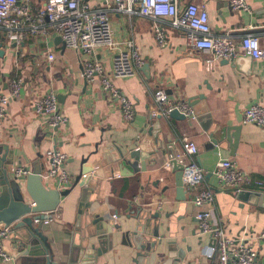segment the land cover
I'll return each instance as SVG.
<instances>
[{
  "label": "crops",
  "instance_id": "0c3cea01",
  "mask_svg": "<svg viewBox=\"0 0 264 264\" xmlns=\"http://www.w3.org/2000/svg\"><path fill=\"white\" fill-rule=\"evenodd\" d=\"M85 1L92 6L105 4V0ZM179 1L181 5L204 3L214 35H230L238 42L253 33L264 44L263 0H246L248 10L238 11H233L227 0ZM32 2L34 13L43 0ZM109 19L114 39L132 40L143 60L135 75L113 79L114 86L134 104L131 121L124 120L118 101L102 90L98 75L90 80L82 76L83 63L89 58L108 69L113 51L101 48L92 55L76 52L64 48L51 31L46 36L27 31L23 41L14 43L0 29V49L4 52L0 56V91L8 90L11 78L22 81L19 96L10 100L0 117V155L7 150V161L12 157V164L2 163L15 178L16 166L30 173L35 165H42L44 185L70 189L52 211V221L41 227L53 259L62 264L69 254L78 260L84 254L90 261L94 254L97 264H128L141 253L140 264L206 262L211 237L200 232L193 217L194 191L184 186L185 200L177 199L174 173L170 165L165 167L169 154L181 153L183 143L190 140L198 146L192 159L205 171L195 190L212 192L210 205L226 235L246 238L256 251L252 264H264V240L254 237L264 228V128L242 121L246 107L264 103V58L215 59L209 69L204 61L206 53L189 49L182 31L170 27L167 19L161 21L167 33L164 46L155 37L159 23L151 18L111 9ZM49 52L55 55L53 61L46 57ZM146 63L148 67L143 69ZM157 89L171 101L187 103L198 94L204 97L190 106L191 113L185 119L175 120L152 114L157 109ZM51 90L57 96L59 113L67 119L53 133L47 129V115L31 108L33 98ZM225 127H229V141L219 134ZM219 135L223 139L213 143L212 137ZM50 147L66 155L63 168L72 179L67 186L58 187L44 176V153ZM137 147L144 154L156 153L147 158L145 169H140L144 160H137L139 171L120 175L115 162L119 149L125 153ZM227 159L252 179L240 193L222 188L213 174L217 163ZM87 166L97 168V174L76 182ZM26 176L17 178L22 187ZM25 232L11 229L3 241L11 258L0 264L33 263L35 256L20 251L40 247V241L32 236L26 243ZM141 243L145 248L139 250Z\"/></svg>",
  "mask_w": 264,
  "mask_h": 264
},
{
  "label": "built area",
  "instance_id": "2783aa9c",
  "mask_svg": "<svg viewBox=\"0 0 264 264\" xmlns=\"http://www.w3.org/2000/svg\"><path fill=\"white\" fill-rule=\"evenodd\" d=\"M227 3L233 11L248 10L246 0H227ZM32 5V0H0V29L14 43L23 41L27 31L32 35L43 36L49 35L51 31L54 36L61 38L67 48L76 52L92 55L101 48L113 51L108 69L99 60L89 58L83 63L82 76L87 80L95 75L99 76L102 90L118 101L126 121L133 119L135 107L131 99L114 86L113 79L135 75L143 60L132 40L119 42L114 39L109 19L111 9L126 15L148 17L158 22L155 37L161 46L166 44L167 36L166 31L161 28V21L167 19L170 27L182 31L189 49L206 53L204 61L209 69L215 59L232 61L239 54H248L253 59L264 58V44L261 45L253 33L245 34L238 42L230 35H214L204 3L189 2L181 5L179 0H105L102 6H92L85 0H43L34 13ZM46 57L49 61L55 59L53 52L47 53ZM21 83L20 78H11L7 81L8 90L0 91V117L5 113L10 100L19 96ZM154 100L157 109L153 111V115H167L173 109L186 115L191 113V108L185 101L169 100L162 89L154 92ZM31 108L37 113L47 115V129L51 133L67 122L66 117L59 113L57 96L52 90L33 98ZM242 121L264 128V103H252L246 107ZM197 151L198 146L187 140L182 145L181 153L169 154L165 167H169V160L173 158L183 164V184L190 191H194L192 203L196 209L193 217L200 232L213 239L212 246L205 253L207 261L200 264H252L256 251L248 240L227 236L223 224L214 216L210 205L213 201L212 192L207 189L195 190L205 174L204 169L192 159ZM44 157V176L54 180L58 187L67 186L72 179L63 168L66 155L58 148L50 147L45 151ZM13 173L18 178L28 174V170L16 166ZM213 174L222 188L234 193H240L245 185L252 182L251 177L239 170L230 159L219 161ZM40 221L48 224L52 218L33 219L36 224ZM10 232V226L0 227V263L11 258L3 247V241ZM254 237L264 240V228Z\"/></svg>",
  "mask_w": 264,
  "mask_h": 264
},
{
  "label": "water",
  "instance_id": "95a60500",
  "mask_svg": "<svg viewBox=\"0 0 264 264\" xmlns=\"http://www.w3.org/2000/svg\"><path fill=\"white\" fill-rule=\"evenodd\" d=\"M56 41L59 43L61 42L65 48V44L60 37H56ZM3 54V50L0 49V56H3ZM242 58L252 59V57L248 54H239L232 61H240ZM225 61L229 62V60L226 59ZM234 66L237 67V65ZM147 67L148 64L146 63L144 64L143 69H147ZM203 97L204 95L202 94L190 97L187 100V105L192 106L195 104L197 99H201ZM194 114L196 115L195 111ZM167 115L168 117L175 120H183L186 118V114L177 109L171 110ZM157 116L161 117V115ZM227 128L229 127L221 128L219 134H222L223 136L226 135V140L229 141V133H227ZM223 136L219 135L218 137H212L211 141L213 143H217L218 141L220 142V140L223 139ZM7 153L8 152L6 150L4 154L0 155V168L2 172H0V227L10 226L15 232L19 231L20 229H26V232L22 234L26 238V243L30 242L32 236L39 238L40 247H30L27 250L20 251L21 254L23 253L28 256H35L33 259H31L33 262L32 264H61L53 259L52 249L47 241V238L44 237L41 232V221L34 226L33 219L43 220L50 217L52 211L58 207L61 197L66 196L70 189L66 188L60 190L44 185L41 176L43 167L39 164L35 165L33 170L27 174L25 177V185L22 187L17 178H15L12 173L8 171L7 166L3 165L2 163L10 162L12 164V157L9 159V161H7ZM155 153L156 151H151L147 154H144L139 147L135 149H129L125 153L119 149L118 156L115 158V162L117 163L119 169V174L123 176L131 175L133 171H139L135 165L137 160H144V163H141L140 169H145L147 158H149L151 155L153 156ZM105 155H107L106 152ZM148 162L150 161L148 160ZM169 164L171 166V171L174 173V184L177 193L176 198L179 200H185V189L182 180L183 164L178 162L175 158L170 159ZM127 169L129 171H127ZM96 170L97 168H94L93 166L82 168L81 172L76 177V182H79L83 178H85L83 180H87L92 175L97 174ZM117 174L118 173H116V175ZM154 216L157 217L158 213H155ZM211 244H213L212 238ZM149 245L154 246V242H151ZM138 248L139 250L144 249L145 244L141 243L138 245ZM91 257L93 260L88 261L87 255L83 254L78 260L69 254L65 262L62 264H97L96 258H94L95 255H91ZM141 257V253H136L135 256L131 258V262L128 264H140Z\"/></svg>",
  "mask_w": 264,
  "mask_h": 264
}]
</instances>
